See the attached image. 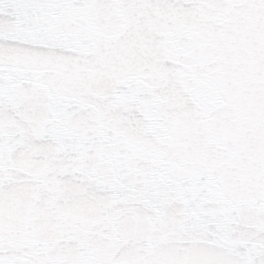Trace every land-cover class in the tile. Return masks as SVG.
Returning <instances> with one entry per match:
<instances>
[{"label": "snow or ice", "instance_id": "snow-or-ice-1", "mask_svg": "<svg viewBox=\"0 0 264 264\" xmlns=\"http://www.w3.org/2000/svg\"><path fill=\"white\" fill-rule=\"evenodd\" d=\"M0 264H264V0H0Z\"/></svg>", "mask_w": 264, "mask_h": 264}]
</instances>
